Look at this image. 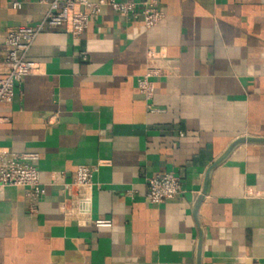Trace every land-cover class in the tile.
I'll return each instance as SVG.
<instances>
[{
	"label": "crops",
	"instance_id": "obj_1",
	"mask_svg": "<svg viewBox=\"0 0 264 264\" xmlns=\"http://www.w3.org/2000/svg\"><path fill=\"white\" fill-rule=\"evenodd\" d=\"M49 1L0 0V48ZM159 7L150 29L104 5L78 39L36 37L37 70L0 102V152H38L45 193L34 211L25 187L4 190L0 264H264V0ZM150 47L171 62L154 111L138 86ZM99 160L91 218L109 227L60 205L77 166ZM168 171L181 193L149 202L147 179Z\"/></svg>",
	"mask_w": 264,
	"mask_h": 264
},
{
	"label": "built area",
	"instance_id": "obj_2",
	"mask_svg": "<svg viewBox=\"0 0 264 264\" xmlns=\"http://www.w3.org/2000/svg\"><path fill=\"white\" fill-rule=\"evenodd\" d=\"M44 1V0H41ZM160 0H51L46 15L34 25H19L8 30L0 48V102H11L15 88L27 75L34 73L37 63L28 58V52L39 33L45 30L63 28L75 39L80 38L88 28L90 19L98 15L104 5H109L121 15L140 22L146 29L157 25L165 16L159 7ZM81 57L87 59L86 52ZM171 71V62L155 47L146 53V70L139 79V90L144 95L147 108L152 105L155 94V79ZM51 122V118L48 120ZM40 154L34 151L0 152V201L4 190L11 186L26 188V195L36 211V202L43 197L45 189L40 180L37 163ZM108 161L99 160L95 165L79 164L74 179L65 183L63 191L68 195L60 205L64 215L79 223H92L97 227H109L112 219L91 218L93 201V173ZM181 178L173 172H163L147 179L146 199L159 204L181 193Z\"/></svg>",
	"mask_w": 264,
	"mask_h": 264
}]
</instances>
